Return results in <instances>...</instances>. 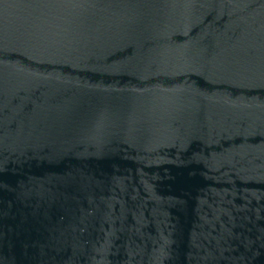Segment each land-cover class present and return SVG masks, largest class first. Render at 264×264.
Wrapping results in <instances>:
<instances>
[{
  "label": "water",
  "instance_id": "95a60500",
  "mask_svg": "<svg viewBox=\"0 0 264 264\" xmlns=\"http://www.w3.org/2000/svg\"><path fill=\"white\" fill-rule=\"evenodd\" d=\"M0 264H264V0H0Z\"/></svg>",
  "mask_w": 264,
  "mask_h": 264
}]
</instances>
